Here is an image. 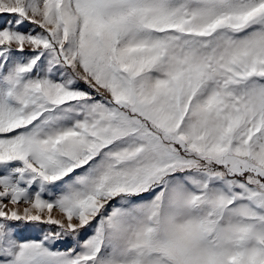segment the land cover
I'll list each match as a JSON object with an SVG mask.
<instances>
[{"label": "snow or ice", "instance_id": "obj_1", "mask_svg": "<svg viewBox=\"0 0 264 264\" xmlns=\"http://www.w3.org/2000/svg\"><path fill=\"white\" fill-rule=\"evenodd\" d=\"M0 264H264V0H0Z\"/></svg>", "mask_w": 264, "mask_h": 264}]
</instances>
